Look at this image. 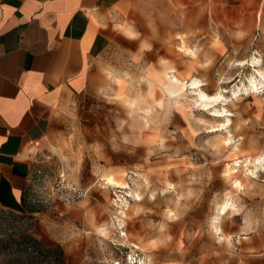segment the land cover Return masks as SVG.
<instances>
[{"label":"rangeland","instance_id":"obj_1","mask_svg":"<svg viewBox=\"0 0 264 264\" xmlns=\"http://www.w3.org/2000/svg\"><path fill=\"white\" fill-rule=\"evenodd\" d=\"M145 11L115 25L147 50L145 60L137 68L114 56L116 71L101 68L97 89L66 106L63 131L33 148L26 210L0 207V264L15 260L24 232L59 243L67 264H131L136 253L147 264H264V167L245 162L264 157V84L252 85L264 75V0H155ZM163 70L188 83L166 88L172 102L162 84H150L149 72ZM115 74L128 76L124 95L105 92ZM194 79L226 97L229 129L217 131L225 118L193 100ZM61 175L89 189L99 222L56 198ZM230 203L219 234L214 224Z\"/></svg>","mask_w":264,"mask_h":264},{"label":"crops","instance_id":"obj_2","mask_svg":"<svg viewBox=\"0 0 264 264\" xmlns=\"http://www.w3.org/2000/svg\"><path fill=\"white\" fill-rule=\"evenodd\" d=\"M154 1L0 0L1 208L26 210L33 148L63 131L66 106L97 89L101 68L116 71L118 55L133 59L134 66L145 60L147 50L123 38L115 25L142 16ZM125 31L135 34L131 26ZM166 74L174 73L150 71V84L160 85L164 77L165 88L172 89ZM113 77L115 85L105 92L121 96L131 89L126 74ZM76 206L85 219L99 222L90 199Z\"/></svg>","mask_w":264,"mask_h":264},{"label":"bare ground","instance_id":"obj_3","mask_svg":"<svg viewBox=\"0 0 264 264\" xmlns=\"http://www.w3.org/2000/svg\"><path fill=\"white\" fill-rule=\"evenodd\" d=\"M196 56V54H195ZM258 59L257 58H254V61H253V64L255 65V67L260 63L257 61ZM261 73V72H260ZM127 74V73H126ZM166 74L165 75V78L168 79V80H171L174 84L177 85L178 88H186L187 87V82H183L180 78H178L175 74ZM126 77L128 78V76L126 75ZM164 78L161 79V81L164 82ZM163 82L161 83L162 84V87L165 89V93H167L168 95V98L169 100H171L172 102V99H171V90H167L165 88V85L163 84ZM260 83V84H264V75L261 74V79L260 80H257V79H254V81L252 82V85L253 86H257V84ZM203 84L200 80L198 79H194L193 82L191 83V90H192V94H193V100L200 106L202 107V109H207L209 110L211 113L212 116H214L215 118H225V121H222L221 125H222V128H218L217 131L219 130H223L224 126L226 129H229L231 126H232V119L230 118L232 116L231 112L228 110L227 108V105L226 104H222V102H225L226 101V97L219 93L217 95H208L204 89H203ZM186 99V98H185ZM170 103V102H169ZM159 105L161 104L160 102L158 103ZM161 106V105H160ZM220 106H222V108H220ZM147 114H143V115H140L144 122H145V126L149 127L150 126V119L148 117V114H150L152 112V109L151 108H146L145 109ZM228 122L229 124H225V122ZM227 125V126H226ZM230 132V130H229ZM231 133V132H230ZM230 139V138H228ZM238 146H236L237 148ZM263 161H264V157L263 155H259L257 156L256 158H253L251 157L250 159H246L245 162L247 163L248 165V169H251V167L254 165L256 169L260 170L261 167H264V164H263ZM237 164H240V161L237 160ZM231 171L234 172V169H231ZM65 177V176H64ZM247 179H250L249 177ZM113 181V182H108L109 185L111 186H114V187H117V188H122V189H129V186L127 183H120L118 181H116L114 178H108V181ZM236 185L239 186V187H243L244 186V182L242 180H237L236 181ZM130 190V189H129ZM133 195V194H132ZM136 197L137 199L136 200H141V195L139 193L136 194ZM129 203V202H128ZM234 207V205L232 203L228 204V206H225L224 208V213L222 214H218V219H219V223H215L214 224V227L216 229V232H219V234H222L223 232V229H222V224L224 222V215L228 212V210H232ZM125 213V212H124ZM125 217V216H124ZM118 218V216L116 217V219ZM122 219V218H121ZM121 224V221L120 219L118 218V220ZM117 221H114L113 222V225L116 226V228H119L118 224H117ZM112 223V222H111ZM110 224V223H109ZM123 224V223H122ZM124 225V224H123ZM109 225L107 226H104L100 229V232L105 236V234H108L109 232ZM112 227V226H111ZM122 228V227H121ZM112 229V228H111ZM110 229V230H111ZM120 235L122 236H126V232L124 231H121L120 230ZM121 236V237H122ZM133 247H136V248H139L138 245L136 244H132ZM140 264H147L146 261L143 259H140Z\"/></svg>","mask_w":264,"mask_h":264},{"label":"trees","instance_id":"obj_4","mask_svg":"<svg viewBox=\"0 0 264 264\" xmlns=\"http://www.w3.org/2000/svg\"><path fill=\"white\" fill-rule=\"evenodd\" d=\"M19 238L23 246L16 250L15 260L10 264H67L66 252L59 243L46 245L43 239L25 232Z\"/></svg>","mask_w":264,"mask_h":264},{"label":"built area","instance_id":"obj_5","mask_svg":"<svg viewBox=\"0 0 264 264\" xmlns=\"http://www.w3.org/2000/svg\"><path fill=\"white\" fill-rule=\"evenodd\" d=\"M56 198L67 206H76L82 200H85L89 196V189L74 182L69 181L63 175L60 176L56 186L54 187ZM131 264H138L140 262V256L136 253L129 255Z\"/></svg>","mask_w":264,"mask_h":264},{"label":"snow or ice","instance_id":"obj_6","mask_svg":"<svg viewBox=\"0 0 264 264\" xmlns=\"http://www.w3.org/2000/svg\"><path fill=\"white\" fill-rule=\"evenodd\" d=\"M109 182L111 183V182H113V181L110 180Z\"/></svg>","mask_w":264,"mask_h":264}]
</instances>
